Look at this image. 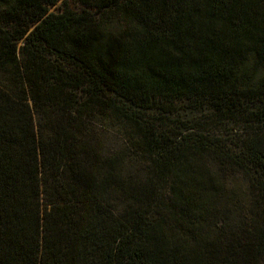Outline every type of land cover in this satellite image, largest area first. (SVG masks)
Segmentation results:
<instances>
[{
  "label": "trees",
  "instance_id": "obj_1",
  "mask_svg": "<svg viewBox=\"0 0 264 264\" xmlns=\"http://www.w3.org/2000/svg\"><path fill=\"white\" fill-rule=\"evenodd\" d=\"M58 1L0 0V264H264V227H207L220 180L202 161L253 170L264 214V142L177 143L135 112L187 100L236 113L252 96L264 117V0H78L95 11L51 12ZM84 104L131 122L144 177L81 140Z\"/></svg>",
  "mask_w": 264,
  "mask_h": 264
},
{
  "label": "rangeland",
  "instance_id": "obj_2",
  "mask_svg": "<svg viewBox=\"0 0 264 264\" xmlns=\"http://www.w3.org/2000/svg\"><path fill=\"white\" fill-rule=\"evenodd\" d=\"M65 8L74 11L88 9L92 12L95 8L87 7L78 0H59L50 7L51 12H61ZM248 64L250 62H247ZM260 71L257 70V79ZM80 101L85 100L84 92H78ZM121 107L122 102L117 101ZM243 106L236 113L221 114L210 106H193L189 101H179L173 108L155 106L144 111H135L143 122L154 123L158 132L169 136L173 142H183V136L195 134L207 138L211 144L223 151L235 152L239 150V138L251 136L260 138L264 142V117L254 114L262 103L248 96ZM86 104L76 111L75 129L82 141L94 146L96 155L106 160L117 159L124 162L130 176L141 178L146 171V163L149 158L141 156L131 146L130 139L133 136L131 122L124 121L122 115L107 107L101 109L91 108L88 113ZM124 109L127 108L125 105ZM95 110V111H94ZM130 111L133 109H129ZM41 117V116H40ZM142 122V121H141ZM211 146V145H210ZM89 156V155H88ZM207 172L214 180L209 186L210 195L217 193L212 206L216 208V214L207 227L214 230V223L226 233L236 230L244 224L249 227H264V214L253 179L257 174L253 170H243L230 165L220 163L217 158L203 157ZM165 209L171 210L173 204L168 191L163 186Z\"/></svg>",
  "mask_w": 264,
  "mask_h": 264
}]
</instances>
